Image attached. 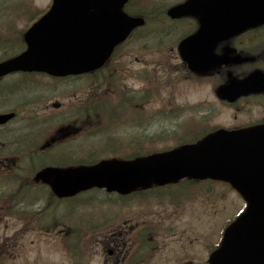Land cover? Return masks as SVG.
<instances>
[{
	"label": "rangeland",
	"instance_id": "1",
	"mask_svg": "<svg viewBox=\"0 0 264 264\" xmlns=\"http://www.w3.org/2000/svg\"><path fill=\"white\" fill-rule=\"evenodd\" d=\"M177 1L180 0H135L134 9L157 12ZM50 3L51 0H0V34L8 38V33L18 31L28 25L30 14L42 13ZM168 22L165 19L152 22L145 29L139 31L136 41L130 40L125 44L108 66L106 73L119 70V78L115 84L116 90L122 89L134 93L136 97L134 102L122 108L121 114L119 110H116L117 115L114 116L110 124H106L105 128H98L96 132H93L95 124L92 121L93 135L90 134L86 139L82 136H75L71 141L50 149L48 151L50 153L45 156L64 157L71 154L69 153L71 151H75L76 155L82 153L88 155L90 150L91 154L86 157V160L96 159L99 161V159L109 158L113 154H125L124 150H129L131 147H134L136 152L142 153L146 150L168 148L177 145L184 139L193 140L197 135H200L207 124L235 125L242 120L264 116V100H255L252 105L249 103L237 104L233 108L218 103L216 107L200 104L207 100H215L213 87L219 85V80L223 79L224 81L226 71H232L234 75L241 74L253 65L259 67L261 65L257 62H252V64L245 62L221 67L216 69L215 74L211 77L196 79L186 72L181 64L174 39L175 33H182L184 28L181 23L172 25L173 23ZM15 43L12 40L0 41V57L10 53L9 51L16 47ZM238 45L244 47V45ZM180 68L185 74L182 79H177L176 72ZM41 81L44 91L36 102L40 104L53 98L54 101H61L66 107L72 101H76L75 99L84 101L86 96L83 88H88L91 82L84 81L83 87H81L75 83H65L64 81L55 82L49 79ZM101 82L103 83L104 79H101ZM149 84L153 86V93L150 96L145 94L150 88ZM12 90L15 92L7 93L5 97L0 94V110L18 105L19 90ZM90 92L93 98L97 96L93 87ZM99 95L103 94L100 92ZM109 97L113 98V96ZM105 102L107 106H112L115 101L112 102L110 99ZM24 104L26 105L27 102ZM187 104L192 108L187 107ZM185 105L184 108L180 107ZM238 105V109L234 110ZM75 110L77 109H70V113ZM104 114L105 111H102L97 123L103 122ZM59 117L63 118L61 115ZM178 122L180 124H177ZM50 125V123H45L32 127L34 130L30 139L38 144L43 142L41 141L44 137L43 134L52 130L49 128ZM106 128L108 129L106 130ZM104 130L106 135L102 134ZM115 131L118 133L114 134ZM24 132L20 119L0 132L3 135L0 138V160L11 154L17 155L19 159L15 176L8 175L0 178V264H74L77 257L82 262L90 260L91 264H103L104 261L106 264H120V256L123 254H110L105 247L116 249L111 240L116 237L121 238L118 233L122 231L121 229L127 230V226L131 222L133 224L134 220L126 218L118 222L111 221L108 226H102L103 218L108 214L130 210L125 205V207H120V203H130L131 209L138 211L147 207L144 203L147 202L149 205L147 209L157 211L154 215L137 219L140 222L156 220L163 208H159L147 200L151 198L146 197L152 195L145 198H143L144 195L135 196L122 201L118 200L115 195L107 197L106 194L101 193L102 191H99L101 194L91 191L86 194L87 196L83 195L77 198L76 203L49 202V191L44 187L34 186L30 181L33 170L32 166L27 164L29 157L19 153L18 141L23 137ZM154 133L159 134L155 139L152 138ZM110 135L118 138L119 141L124 140L119 147H114L115 150L108 146L114 144V141L108 137ZM22 148L26 152L24 147ZM27 150L30 153L35 150V147L29 145ZM14 155L12 156L15 157ZM40 162H42L41 159H35V163ZM20 186H24L22 191L18 189ZM190 187L195 189L193 192L195 200L189 204L187 212L180 221L177 220L179 216L174 215L169 217L168 221L176 223L179 234L183 232V243L186 241V236H190L189 241H186L187 252L196 260L194 264H202V258L207 257L208 251L217 237L216 233L219 234L221 223L240 208L241 202L232 189L223 188L217 184L204 183ZM173 191L178 192L179 190ZM187 191L189 190L186 188L181 190L182 193ZM221 194L228 196V199L223 200L224 197ZM154 197L159 199L156 194ZM162 198L161 207L168 205V209H171L179 204L173 203L169 196H162ZM13 207L19 213L23 211V216L26 219L23 220L17 215H13L12 209H9ZM192 208H197L199 211H191ZM127 213L134 215L135 212ZM37 215L42 216L43 219L41 220L42 217ZM52 217L55 219L51 220ZM42 221L52 222L43 224ZM173 232L175 231L172 230L171 234ZM176 237V241L179 243L181 235ZM170 244L168 255L173 258L180 248L175 243ZM80 249L87 250L81 255L78 253ZM90 253L94 254L95 260L89 258ZM164 254L165 251L156 255L154 258L156 261L153 259V263H164Z\"/></svg>",
	"mask_w": 264,
	"mask_h": 264
},
{
	"label": "water",
	"instance_id": "2",
	"mask_svg": "<svg viewBox=\"0 0 264 264\" xmlns=\"http://www.w3.org/2000/svg\"><path fill=\"white\" fill-rule=\"evenodd\" d=\"M128 0H53L52 5L25 33L27 48L0 62V76L12 71H45L67 75L103 65L114 47L130 31L144 23L128 15ZM172 17L193 15L212 25L211 43L203 40L202 28L180 43V52L194 71L215 64L214 44L249 26L264 22V0H187L168 10ZM205 30V29H204ZM206 36V35H205ZM253 86L242 91H249ZM12 114H0V124ZM220 132L199 145H185L168 152L134 160L108 159L91 166L59 169L48 167L38 178L48 182L59 196L73 195L98 186L129 192L153 183L166 184L185 176L230 181L250 201L246 213L230 226L222 245L211 256L212 264H264V156L260 148L247 147L243 157L231 155L229 143H221ZM264 142V136L262 138ZM223 149L219 156L218 150Z\"/></svg>",
	"mask_w": 264,
	"mask_h": 264
},
{
	"label": "flooded vegetation",
	"instance_id": "3",
	"mask_svg": "<svg viewBox=\"0 0 264 264\" xmlns=\"http://www.w3.org/2000/svg\"><path fill=\"white\" fill-rule=\"evenodd\" d=\"M22 82H23V80L20 81V83H22ZM6 85L9 86V84H3L1 86V89L3 90ZM27 87H28L27 84L22 83L17 88L20 90H24ZM255 96L256 95L244 97V98L240 99L239 101L242 102L243 104H245V103L250 104L251 102L255 101ZM37 98H41V97L40 96L38 97V95H33V97L27 98L24 101V103L27 102L26 105L24 104L19 109H15L16 110V117H15L16 121H19V119H20L21 124L25 125L26 127H34L36 125H41V124L46 123L50 119L55 121L57 124L60 123L61 118L59 117V115H48V116L39 115V112L37 111V107H38V102H36L38 100ZM31 103H35V104H31ZM237 104L238 103H235L232 106L234 107ZM49 113H54V112L49 111ZM55 114H57V113H55ZM90 123H91V113L90 112L86 113L84 116V120H83L81 113L79 112V115L74 113L73 120L68 125H69V127L80 128L83 124L85 126H87ZM121 230L122 231H120V233H118V235L119 234L121 235V238L116 237V238H113L111 240V242L115 244L116 249H114L112 247L111 249H109V252L112 254V253H114V251H116V254L118 253L119 255L121 253H123L122 257H120V262L125 263V261L129 257L130 251H131V244L129 245V249H127V250L125 249L126 248V241H128L127 243H130L131 236L133 234L132 233L133 228L130 226H127V230H125V228L121 229ZM138 238H139V236H136V240H138Z\"/></svg>",
	"mask_w": 264,
	"mask_h": 264
},
{
	"label": "trees",
	"instance_id": "4",
	"mask_svg": "<svg viewBox=\"0 0 264 264\" xmlns=\"http://www.w3.org/2000/svg\"><path fill=\"white\" fill-rule=\"evenodd\" d=\"M134 3H135V0H132L127 5V10L130 13H134V14L135 13H139V14H143L144 16H146V18H147V25L152 24V22H157V21H160V20L162 21V19H164L166 17V12H165L166 8L161 9V10H158L157 12L156 11L155 12H152V11H146V10H138V9H134ZM103 73H104L103 70L98 72L99 75H102ZM105 90H110V89H109V87H106Z\"/></svg>",
	"mask_w": 264,
	"mask_h": 264
}]
</instances>
